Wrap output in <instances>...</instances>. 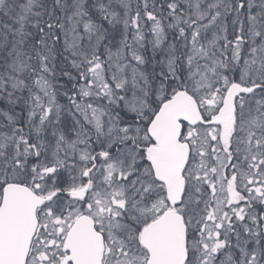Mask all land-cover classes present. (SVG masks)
Instances as JSON below:
<instances>
[{
	"label": "snow or ice",
	"instance_id": "6c2138e0",
	"mask_svg": "<svg viewBox=\"0 0 264 264\" xmlns=\"http://www.w3.org/2000/svg\"><path fill=\"white\" fill-rule=\"evenodd\" d=\"M0 264H264V0H0Z\"/></svg>",
	"mask_w": 264,
	"mask_h": 264
}]
</instances>
